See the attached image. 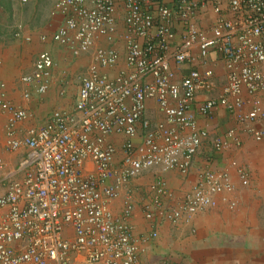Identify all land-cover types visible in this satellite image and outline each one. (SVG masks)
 <instances>
[{
  "label": "built area",
  "instance_id": "built-area-1",
  "mask_svg": "<svg viewBox=\"0 0 264 264\" xmlns=\"http://www.w3.org/2000/svg\"><path fill=\"white\" fill-rule=\"evenodd\" d=\"M119 1L126 27L121 37L125 63L110 74L107 70L119 63V50L97 42L109 44L118 37ZM166 1L55 0L52 15H59L61 23L52 41L72 56L92 51L91 61L79 79L73 106L53 110L21 138L13 128L27 113L4 99L0 82V112L7 117L5 149L29 150L19 165L22 178L10 180L4 174L0 179V264H139L143 245L157 233L137 236L130 196L119 214L110 209L120 190L148 170L186 175L205 141L212 151L239 145L234 128L219 137L200 128L198 116L209 118L218 108L232 114L242 133L255 141L264 137V106L253 97L264 91V0H227L223 13L229 17L214 5L217 17L204 29L198 26L197 11L206 8L205 0H169L171 8ZM175 19L182 36L171 67L167 53L176 40ZM221 61L227 76L220 95L195 105L199 91L213 90L211 65ZM184 64L190 69L177 78ZM53 67L48 51L37 55L31 72L20 78L27 86L24 99L59 84ZM243 90L251 97L247 111ZM148 100L161 115L153 124L145 116ZM3 166L0 157V170ZM231 186L227 174L202 171L191 191L166 205L163 201L171 194L158 178L140 202L141 216L158 224L188 222L215 207L216 195Z\"/></svg>",
  "mask_w": 264,
  "mask_h": 264
},
{
  "label": "crops",
  "instance_id": "crops-1",
  "mask_svg": "<svg viewBox=\"0 0 264 264\" xmlns=\"http://www.w3.org/2000/svg\"><path fill=\"white\" fill-rule=\"evenodd\" d=\"M205 1L206 8L197 11V23L201 29L213 24L216 19L214 5H219L222 13L227 9V0ZM166 2L171 8V1ZM54 3L55 0H26L24 3L21 0H0V82L4 84L2 92L8 103L27 113V117L13 128L14 136L18 138L29 128L42 125L53 110H69L73 106L79 79L87 74L91 61L92 51L72 56L68 49L52 41L51 36L61 23L59 15H52ZM21 4L25 5L22 6L23 9ZM146 8L155 15L153 7ZM10 13L15 19L7 28L11 23L7 20ZM19 14L28 23H23L25 19ZM123 14L122 2H116L115 23L118 37L109 44L104 40L97 42V45L113 46L119 50V63L116 68L107 70L110 74L116 73L125 63V43L121 39L126 31ZM223 14L229 17L228 13ZM172 27L176 40L171 43L167 54L170 66L174 67L173 54L181 41L182 31L177 19L173 21ZM42 51H48L52 55L53 72L60 81L43 95L30 92L31 97L26 100L22 93L27 86L21 83L20 78L31 72L35 58ZM211 66L215 72L214 88L210 93L199 91L195 105L208 97L219 96L226 81L227 73L223 62ZM189 69L190 66L184 64L176 77L185 76ZM253 97L259 99L264 106V91H258ZM250 98L243 90L245 111L252 108ZM146 106L147 119L152 124L159 121L161 115L157 104L148 100ZM6 118L5 113L0 112V157L4 162L0 179L5 174L11 175L10 180H18L23 176L19 165L27 157L29 150L25 146L17 151L5 149ZM198 124L209 135L218 137L225 130L234 128L241 142L239 145L232 144L225 150L212 151L210 144L205 141L186 175H179L176 171H145L139 178L123 187L118 199L112 201L109 207L115 214H119L124 199L130 196L136 207L132 223L137 236H147L154 230L157 233L156 238L143 245L145 252L141 255L139 264H264V137L255 141L251 135L242 133L239 123L223 108L216 109L209 118L198 116ZM120 140V137L116 138V144ZM202 171L225 173L232 185L231 190L223 188L216 195L215 207H209L194 215L188 222L177 224L153 223L141 216L140 202L146 198L156 179H162L171 194L163 201L167 205L179 201L191 191ZM239 172L244 175L246 184H242ZM2 192L0 185V194ZM232 202L234 206H231Z\"/></svg>",
  "mask_w": 264,
  "mask_h": 264
},
{
  "label": "rangeland",
  "instance_id": "rangeland-1",
  "mask_svg": "<svg viewBox=\"0 0 264 264\" xmlns=\"http://www.w3.org/2000/svg\"><path fill=\"white\" fill-rule=\"evenodd\" d=\"M8 3H9V2H8ZM40 5H41V4H40ZM20 6H21V7H22V6L24 7L25 5H22V4H21ZM23 7H22V9H23ZM18 13H19V12H18ZM18 13H17V14H18ZM19 16H20V17H23L22 14H19ZM23 18L25 19V17H23ZM13 19H15V18H14V16H12V14L10 13V14L7 16V20L10 21L11 23L7 25V28H9V26L12 25V23H13L12 20H13ZM23 23H28V22H27V20L25 19V22H23ZM7 28H6V29H7Z\"/></svg>",
  "mask_w": 264,
  "mask_h": 264
}]
</instances>
